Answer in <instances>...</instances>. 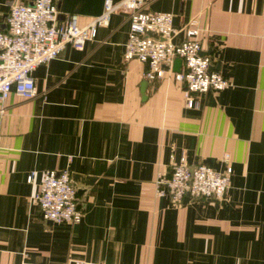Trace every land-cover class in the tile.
I'll return each instance as SVG.
<instances>
[{
	"label": "crops",
	"instance_id": "obj_1",
	"mask_svg": "<svg viewBox=\"0 0 264 264\" xmlns=\"http://www.w3.org/2000/svg\"><path fill=\"white\" fill-rule=\"evenodd\" d=\"M11 1L0 0V29ZM55 1L60 20L77 13L80 24L104 2ZM142 10L171 12L176 43L195 20L230 85L188 107L171 71L145 78L146 63L122 56L121 10L82 48L67 43L38 64L34 95L0 100V264H264V0H144ZM181 156L229 163L224 198L158 196V174ZM52 168L84 188L78 222L41 216L33 196Z\"/></svg>",
	"mask_w": 264,
	"mask_h": 264
},
{
	"label": "built area",
	"instance_id": "obj_2",
	"mask_svg": "<svg viewBox=\"0 0 264 264\" xmlns=\"http://www.w3.org/2000/svg\"><path fill=\"white\" fill-rule=\"evenodd\" d=\"M143 4L144 0H104L101 12L80 24L77 13H69L60 20L55 0H12L6 28L0 29V100L7 98L12 90L25 98L34 95L33 69L57 57L67 43L82 48L87 40L95 38L98 27L107 25L111 14L118 10L126 12L129 18L122 53L124 60L136 58L146 63L143 76L148 80L161 77L166 69L171 71L182 84L186 106L197 107L201 94L230 85V80L219 70L209 68L212 58L201 52L195 20L185 27L184 39L176 43L171 40L176 31L173 14L142 10ZM175 57L181 59L178 70L173 69ZM223 158L227 160L228 154L224 153ZM231 172L232 167L227 162L222 169L202 162L191 166L181 156L178 162L171 164L168 175L158 174L156 194L167 195L175 205L182 203L186 194L189 199L213 197L220 200L226 194ZM33 175V171L29 172L27 179L31 181ZM33 198L44 220L75 223L83 215L68 168L45 169ZM75 264L83 262L77 260Z\"/></svg>",
	"mask_w": 264,
	"mask_h": 264
},
{
	"label": "water",
	"instance_id": "obj_3",
	"mask_svg": "<svg viewBox=\"0 0 264 264\" xmlns=\"http://www.w3.org/2000/svg\"><path fill=\"white\" fill-rule=\"evenodd\" d=\"M146 34H148V33H146ZM201 52H202V50H201ZM202 53H204V52H202ZM180 63H181V59H180V57H175V58H174V61H173V69L178 70V69L180 68ZM209 68H213L212 64L210 65ZM144 84H146V81H143V86H144ZM194 164H195V163L191 164V166H193ZM73 176H74V175H72V177H73ZM90 181H91V179H89L88 182H90ZM71 182H72V179H71ZM88 182H86V183H88ZM72 183H73V182H72ZM83 189H84V188H78L77 191H78L80 194H82V192L84 191ZM198 199H202V200H212V201L217 202V200H216L215 198H213V197H199ZM187 200H189V196H188V194L185 195V197H184V199H183V202H186Z\"/></svg>",
	"mask_w": 264,
	"mask_h": 264
}]
</instances>
